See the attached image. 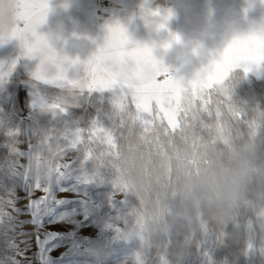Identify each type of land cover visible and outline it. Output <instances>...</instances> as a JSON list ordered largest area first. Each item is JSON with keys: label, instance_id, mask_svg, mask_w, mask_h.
I'll return each instance as SVG.
<instances>
[{"label": "rangeland", "instance_id": "1", "mask_svg": "<svg viewBox=\"0 0 264 264\" xmlns=\"http://www.w3.org/2000/svg\"><path fill=\"white\" fill-rule=\"evenodd\" d=\"M158 6L170 13L179 37L170 72L182 81L233 35L264 23V0H161ZM16 41L0 40V264H264V223L251 210L242 209L223 237L205 231L189 241L178 233L153 245L136 235L137 198L117 183L107 159L73 146L74 133L84 137L94 125L118 130V99L38 87L19 66ZM226 90L240 114L234 131L251 135L264 153V62L235 69Z\"/></svg>", "mask_w": 264, "mask_h": 264}, {"label": "snow or ice", "instance_id": "2", "mask_svg": "<svg viewBox=\"0 0 264 264\" xmlns=\"http://www.w3.org/2000/svg\"><path fill=\"white\" fill-rule=\"evenodd\" d=\"M48 10V0H0V40L15 38L26 55L59 68L66 58L57 56L47 38L36 31ZM147 15L157 17L156 27L163 29L170 13ZM172 42H179V37L170 34L164 47ZM260 62H264V23L233 35L188 81L174 78L155 59L150 47L130 41L119 24L111 25L104 42L84 62L83 78L70 83L89 90L119 88L118 130L110 132L94 125L84 137L74 133L73 146L81 143L93 158L107 159L117 171V183L130 193L131 173L139 166L143 172L139 187L152 197L148 162L153 149L166 156L169 147L178 142L198 154L205 137L215 134L224 139L226 133L231 135L233 122L240 120V114L227 96L226 81L235 69L247 72ZM57 75L63 78L62 68ZM53 107L64 110L61 105ZM136 140L147 145L148 150L139 151Z\"/></svg>", "mask_w": 264, "mask_h": 264}, {"label": "clouds", "instance_id": "3", "mask_svg": "<svg viewBox=\"0 0 264 264\" xmlns=\"http://www.w3.org/2000/svg\"><path fill=\"white\" fill-rule=\"evenodd\" d=\"M135 143L139 151L148 150ZM148 168L152 197L139 187L141 168L131 173V193L139 202L131 210L135 233L147 243L163 244L178 233L189 241L205 231L223 237L229 224L236 226L242 209L264 223V153L251 135L233 131L220 139L213 134L203 139L198 154L178 142L166 156L153 149Z\"/></svg>", "mask_w": 264, "mask_h": 264}, {"label": "crops", "instance_id": "4", "mask_svg": "<svg viewBox=\"0 0 264 264\" xmlns=\"http://www.w3.org/2000/svg\"><path fill=\"white\" fill-rule=\"evenodd\" d=\"M111 8L102 17H95L98 0H48L49 10L44 22L36 31L47 38L49 46L59 57L66 58L59 68L52 63L41 64L39 58L28 56L19 40L16 41V56L25 76L40 88L50 91L73 90L70 82H78L84 76V62L93 55L104 42L109 26L119 24L124 28L130 41L147 45L155 59L171 74L176 61L177 42L170 40L176 35L169 19L165 28L158 29L151 12H160L161 0H108ZM60 68L63 78H58ZM159 77L158 79H160ZM94 94L119 97L117 87L108 89L80 88ZM46 104V103H45Z\"/></svg>", "mask_w": 264, "mask_h": 264}, {"label": "built area", "instance_id": "5", "mask_svg": "<svg viewBox=\"0 0 264 264\" xmlns=\"http://www.w3.org/2000/svg\"><path fill=\"white\" fill-rule=\"evenodd\" d=\"M111 8V3L108 0H98L95 9V17L100 18L103 16L104 12ZM163 77L160 78L162 80Z\"/></svg>", "mask_w": 264, "mask_h": 264}, {"label": "bare ground", "instance_id": "6", "mask_svg": "<svg viewBox=\"0 0 264 264\" xmlns=\"http://www.w3.org/2000/svg\"><path fill=\"white\" fill-rule=\"evenodd\" d=\"M32 103H33L34 105L45 104V103H42V102H38V101H36V100H33Z\"/></svg>", "mask_w": 264, "mask_h": 264}]
</instances>
